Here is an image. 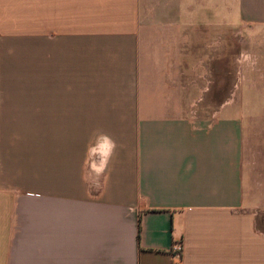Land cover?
<instances>
[{
  "label": "crops",
  "instance_id": "crops-1",
  "mask_svg": "<svg viewBox=\"0 0 264 264\" xmlns=\"http://www.w3.org/2000/svg\"><path fill=\"white\" fill-rule=\"evenodd\" d=\"M193 1L0 0V264H264L238 122L188 117Z\"/></svg>",
  "mask_w": 264,
  "mask_h": 264
},
{
  "label": "rangeland",
  "instance_id": "rangeland-1",
  "mask_svg": "<svg viewBox=\"0 0 264 264\" xmlns=\"http://www.w3.org/2000/svg\"><path fill=\"white\" fill-rule=\"evenodd\" d=\"M171 3L172 0H161L153 10H167ZM245 3L223 0L217 14L212 9L207 15H197L193 26L182 31L191 40V81L193 85L201 84L203 90L193 87L196 100L187 113L189 119L202 122L211 118L208 115L215 109L223 111L221 117L235 119L240 127L244 176L262 171L258 177L264 182V20L246 19L242 8L249 6ZM202 6L194 0V13H200ZM259 8L264 12V0ZM165 19L166 24L170 22ZM241 53L250 55L255 63L237 60ZM216 96L220 99L212 101ZM256 204L264 229V197L257 198Z\"/></svg>",
  "mask_w": 264,
  "mask_h": 264
},
{
  "label": "clouds",
  "instance_id": "clouds-1",
  "mask_svg": "<svg viewBox=\"0 0 264 264\" xmlns=\"http://www.w3.org/2000/svg\"><path fill=\"white\" fill-rule=\"evenodd\" d=\"M237 60L250 61L253 64L255 63L252 57L248 55L247 53H241L240 56L237 57ZM104 141L106 144V149L103 153H97L96 151L92 149L89 150L90 156H94L98 154L102 157L101 166L95 169L97 173H102L108 167L109 160L113 156L115 149H116V142L112 140L111 137L104 135Z\"/></svg>",
  "mask_w": 264,
  "mask_h": 264
},
{
  "label": "built area",
  "instance_id": "built-area-1",
  "mask_svg": "<svg viewBox=\"0 0 264 264\" xmlns=\"http://www.w3.org/2000/svg\"><path fill=\"white\" fill-rule=\"evenodd\" d=\"M173 249L175 251V254L179 255L182 252V244L181 243L176 244Z\"/></svg>",
  "mask_w": 264,
  "mask_h": 264
}]
</instances>
